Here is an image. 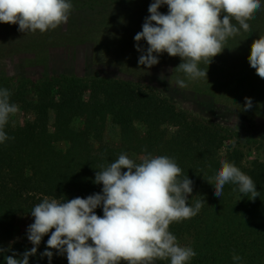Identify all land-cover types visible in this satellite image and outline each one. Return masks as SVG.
Here are the masks:
<instances>
[{"label": "trees", "instance_id": "1", "mask_svg": "<svg viewBox=\"0 0 264 264\" xmlns=\"http://www.w3.org/2000/svg\"><path fill=\"white\" fill-rule=\"evenodd\" d=\"M140 1L71 0L69 20L79 12L80 17L91 15L97 23L96 12L107 11L109 3L113 10L126 5L134 11ZM158 10L168 12L166 5ZM0 29V43L15 50V45L9 46L15 37L9 38L19 31L18 25L0 23ZM50 32L38 35L45 39ZM0 89H8L10 103L19 107L4 128L9 139L0 143V248L6 250L0 252V264H6V255L33 247L28 239L12 240L18 216L28 215L33 223L30 212L45 197L63 201L101 192L102 184L94 183L96 172L122 153L174 159L182 169L180 178L188 176L193 181L188 204L205 201L197 215L169 227L180 246L197 253L188 264H264V160L238 134L196 118L130 81L62 76L35 83L22 78L0 81ZM109 127L117 130V141L108 139ZM221 160L249 175L259 196L251 200L250 194H241L229 182L222 196L216 197L214 180L213 185L208 180L219 170ZM95 212L103 215L102 208ZM50 235L42 238L29 264H49L40 254ZM51 251V264H68L66 255ZM234 254L242 259L234 262ZM155 264H170V259Z\"/></svg>", "mask_w": 264, "mask_h": 264}, {"label": "clouds", "instance_id": "2", "mask_svg": "<svg viewBox=\"0 0 264 264\" xmlns=\"http://www.w3.org/2000/svg\"><path fill=\"white\" fill-rule=\"evenodd\" d=\"M162 5L167 6V14L158 11ZM261 6V0H154L142 31L134 36L141 53L138 64L150 69L159 63L160 54L167 53L182 60L175 71L193 81L207 79L212 59L223 52L229 38L241 30L250 32L248 21ZM72 9L71 0H0V23L18 25L23 33H44L66 24ZM142 40L147 49L140 45ZM248 62L264 79V35L251 44ZM201 63L207 68L201 69ZM177 84L187 87L184 80L178 79ZM10 95L8 89H0V143L9 139L4 128L19 111L18 105L10 103ZM252 107V99L246 97L243 111ZM220 165L208 180L210 184L214 180L216 197L222 196L229 182L241 194H250L251 200L259 196L253 179L234 163L221 160ZM181 175L182 169L168 156L148 154L137 163L120 154L96 172L94 183L102 184L101 192L63 201L45 197L36 204L30 212L34 222L27 228L33 247L22 254L6 255V264H29V257L36 255L49 232L46 249L40 254L49 264L54 254L51 249L66 255L68 264H155L167 259L170 264H188L197 253L180 246L169 227L197 215L205 201L188 204L193 181L188 176L181 179ZM97 208H102V216L96 214ZM232 259L242 258L234 254Z\"/></svg>", "mask_w": 264, "mask_h": 264}, {"label": "rangeland", "instance_id": "3", "mask_svg": "<svg viewBox=\"0 0 264 264\" xmlns=\"http://www.w3.org/2000/svg\"><path fill=\"white\" fill-rule=\"evenodd\" d=\"M152 1L141 0L134 11L126 5L113 10L110 6L113 3H109L107 11L101 8L96 12L100 17L97 23L96 19L91 20V15L80 17L82 14L78 12L72 15L69 27L62 24L50 29L45 39L38 35V30L13 31L9 39L15 38L9 46L15 45V50H8L5 42L0 43V81L25 78L36 83L67 76L135 82L194 117L238 134L243 143L252 144L253 154L264 160V79L257 76L248 62L251 44L264 35V0L261 9L248 21L250 32L241 30L239 35L229 38L223 52L212 59L208 68L204 63L199 65L201 69L207 68V79L195 81L174 70L182 62L178 56L162 53L159 63L150 69L138 64L141 53L136 50L134 36L142 31L145 17L150 15L145 3ZM158 11L166 14L165 10ZM82 24L86 28L83 31ZM2 34L0 29V37ZM139 43L147 49L146 41ZM178 79L184 80L187 87H179ZM246 97L253 101L250 111L242 108ZM108 139L117 141L115 128L109 127ZM128 157L137 163L141 158L136 154ZM31 223L30 216H18L12 240H26Z\"/></svg>", "mask_w": 264, "mask_h": 264}]
</instances>
